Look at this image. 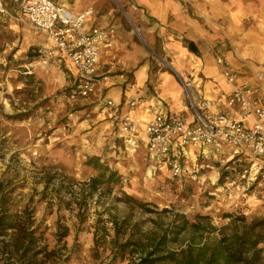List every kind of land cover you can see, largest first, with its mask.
Wrapping results in <instances>:
<instances>
[{"label":"rangeland","instance_id":"rangeland-1","mask_svg":"<svg viewBox=\"0 0 264 264\" xmlns=\"http://www.w3.org/2000/svg\"><path fill=\"white\" fill-rule=\"evenodd\" d=\"M109 1L115 18H121L123 26L132 30L133 40L148 52L145 31L135 25L132 15L139 7L134 10L132 0ZM183 4L186 8L188 3ZM2 19L0 198L17 224H23L26 211L32 229L38 227L34 250L38 254L31 264H133L141 257L134 253V244L146 243V236L157 241L163 235L170 238L178 222L199 224L203 230L186 231L179 243H167L166 252H177L188 243L197 247L212 244L219 230L235 218L244 217L249 225L252 218L264 217V181L249 159L189 162V173L181 178L154 167L141 138L136 139L135 149L129 146L126 150L113 128L106 131L94 115L92 102L68 101L73 76L62 61L54 59L44 65L34 57L45 38L27 20L12 21L18 25L14 28L9 19ZM152 52L148 53L155 70L168 69L169 60L159 50ZM92 157L117 172L121 185L110 190L103 187L90 195L86 184L96 173L84 164ZM124 194L146 209L127 204ZM9 239L0 238V242ZM127 240L125 257L111 261ZM258 249H262L264 264V243ZM10 251L0 256V264Z\"/></svg>","mask_w":264,"mask_h":264},{"label":"crops","instance_id":"crops-1","mask_svg":"<svg viewBox=\"0 0 264 264\" xmlns=\"http://www.w3.org/2000/svg\"><path fill=\"white\" fill-rule=\"evenodd\" d=\"M54 2L76 14L91 11L85 24L86 32L97 27H113L116 34L119 32L112 46L102 49L97 72L101 79V94L119 105L121 114L126 112L129 101L148 100L143 108L132 113L140 123V134L136 139H142L144 149L142 128L153 116L180 114L184 119H190L180 84L172 70L156 71L151 65L149 53L154 55L152 49L159 50L173 70L199 78L198 92L204 98L218 100L231 92V86L221 78L215 63L214 57L222 56L238 73L240 81L247 82L264 99V80L255 77L257 72L264 73V0H186V8L176 0H140L138 12L132 15L135 25L145 31L149 53L133 40L132 30L123 26L121 18H115L116 10L109 0ZM8 22L17 28L15 22ZM45 43L39 48L50 47L46 39ZM192 44L195 47L190 50ZM65 68L74 78L75 72L66 63ZM96 100L97 95H94L81 101L92 102L94 115L102 126L109 133L113 128L114 136L119 139L116 126ZM217 112L239 117L223 102L219 103ZM186 155L188 163L196 165L199 161L229 162L234 157L231 151L223 148L201 150L190 147L186 149Z\"/></svg>","mask_w":264,"mask_h":264},{"label":"built area","instance_id":"built-area-1","mask_svg":"<svg viewBox=\"0 0 264 264\" xmlns=\"http://www.w3.org/2000/svg\"><path fill=\"white\" fill-rule=\"evenodd\" d=\"M140 0H132L137 10ZM183 5L185 0H176ZM123 14H127L123 11ZM91 11L74 13L54 0H0V17L10 21L27 20L36 33L43 36L50 47L36 50V57L44 64L57 59L65 61L75 72L68 101L86 100L97 95L98 106L109 115L117 128L119 139L125 149H135L140 134V123L132 113L148 100L140 98L126 104V112H119L120 106L101 94V79L98 66L102 49L111 47L116 40L113 27H97L85 31V24ZM127 19V18H126ZM129 21V20H128ZM216 66L231 92L218 100L200 96V79L184 72L172 70L178 80L190 119L180 114L158 113L144 122L143 134L146 157L154 167L165 168L174 178L187 175L188 160L186 149L223 148L234 155L229 162L249 159L252 169L264 181V99L260 93L245 81L222 56H215ZM257 80H264V73H255ZM234 110L239 117L217 112L219 103ZM238 157V158H235ZM240 157V158H239ZM190 175V174H189ZM195 179V175H190Z\"/></svg>","mask_w":264,"mask_h":264},{"label":"trees","instance_id":"trees-1","mask_svg":"<svg viewBox=\"0 0 264 264\" xmlns=\"http://www.w3.org/2000/svg\"><path fill=\"white\" fill-rule=\"evenodd\" d=\"M84 165L96 173L86 184L90 195L103 187L110 190L113 186L121 185L122 179L117 172L102 164L98 157L89 158ZM124 199L127 204L132 203L140 209H146L144 204L130 196L124 194ZM3 204L4 198H0V238L8 236L10 239L8 242H0V256L5 255V251L9 249L12 251L7 253L4 264H31L33 257L38 254L34 253L38 227L32 229V220L26 211L25 220L20 226L13 215L7 214ZM188 230L200 233L203 228L199 224L188 225L184 220L173 226L170 238L163 235L157 241L146 236V243L141 244L140 241L134 244V253L141 257L139 262L133 264H262V249H258V246L264 243V217L252 218L249 225L244 217L233 219L228 227L219 230V238L212 244L197 247L188 243L185 247L180 246L177 252L165 251L167 243H179V237ZM116 236H119V232H116ZM128 241L121 246V252L112 254L111 261L125 257L129 247ZM137 247L140 250H137Z\"/></svg>","mask_w":264,"mask_h":264},{"label":"bare ground","instance_id":"bare-ground-1","mask_svg":"<svg viewBox=\"0 0 264 264\" xmlns=\"http://www.w3.org/2000/svg\"><path fill=\"white\" fill-rule=\"evenodd\" d=\"M115 1H116V0H115ZM115 1H114V2H115ZM117 1H118V0H117ZM125 17H126L127 20H129V21L131 20L128 14H125ZM133 28L135 29V27H133ZM135 32H136V34L139 36V33H140V32H138L137 30H135ZM140 35H141V34H140ZM141 41H142V40H141ZM144 44H145V43H144ZM179 73H181V72H179Z\"/></svg>","mask_w":264,"mask_h":264},{"label":"water","instance_id":"water-1","mask_svg":"<svg viewBox=\"0 0 264 264\" xmlns=\"http://www.w3.org/2000/svg\"><path fill=\"white\" fill-rule=\"evenodd\" d=\"M134 30H136V29H134ZM193 48H194L193 44H192V45H190V49L192 50Z\"/></svg>","mask_w":264,"mask_h":264}]
</instances>
